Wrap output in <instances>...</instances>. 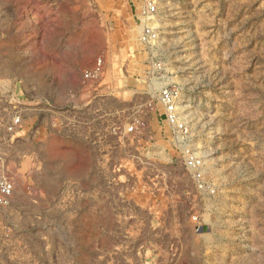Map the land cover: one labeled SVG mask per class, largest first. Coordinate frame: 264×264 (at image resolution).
I'll list each match as a JSON object with an SVG mask.
<instances>
[{
  "label": "rangeland",
  "instance_id": "1",
  "mask_svg": "<svg viewBox=\"0 0 264 264\" xmlns=\"http://www.w3.org/2000/svg\"><path fill=\"white\" fill-rule=\"evenodd\" d=\"M112 2L61 4L74 30L57 46L51 28L41 34L34 56L60 73L54 84L42 74V90L58 102L87 97L84 72L99 57V89L119 106L175 84L206 151L208 187H195L156 131L151 146L175 172L154 181L165 179L166 206H113L100 199L103 164L91 147L47 132L16 143L18 130L0 142V174L14 182L0 206V264H264V0H158L154 47L139 40L144 0ZM1 57L0 97L15 95L17 59Z\"/></svg>",
  "mask_w": 264,
  "mask_h": 264
},
{
  "label": "built area",
  "instance_id": "2",
  "mask_svg": "<svg viewBox=\"0 0 264 264\" xmlns=\"http://www.w3.org/2000/svg\"><path fill=\"white\" fill-rule=\"evenodd\" d=\"M158 9V0H144L141 7L139 40L148 47L156 46L160 39L155 26ZM104 70L102 57L85 70V78L93 85L85 98L72 100L65 97L63 102H58L52 97H30L25 93L1 96L2 141H11L31 119L35 131L44 129L48 135L60 137L64 144L70 139L77 140L83 147H91L96 152L103 164L100 169L103 177L101 200L115 201L113 206L124 203L128 207L157 205L163 208L169 188L165 179L161 188L154 181L175 172L170 164L159 160V154L154 151L157 145L154 135L159 132L169 145L164 151H173L170 154L183 165L195 187L204 191L208 187L204 179L206 151L201 148L193 127L183 114L184 99L180 87L167 84L154 99L137 98L119 106L110 102L106 93L99 89ZM152 120H156V126ZM13 194L14 182L0 174V206L9 204ZM193 218L198 220V215L194 214Z\"/></svg>",
  "mask_w": 264,
  "mask_h": 264
},
{
  "label": "crops",
  "instance_id": "3",
  "mask_svg": "<svg viewBox=\"0 0 264 264\" xmlns=\"http://www.w3.org/2000/svg\"><path fill=\"white\" fill-rule=\"evenodd\" d=\"M66 1L69 0H0V55L1 58L5 56L16 58L19 65L15 72L16 78L14 77L16 79L15 95H22L25 90L31 97L44 94L55 98L52 90H42L41 77L42 74L47 75L46 79L54 84L58 78L60 79V73L56 71L53 64L41 62L34 54L43 45L42 33H51L52 30V36L48 38L49 46L62 45L70 39L68 34L74 30L70 22L73 12L58 10ZM110 1L116 2L117 0ZM9 73L14 74L12 71ZM10 88L2 86L1 92L9 91ZM40 132L43 134L45 130L35 131L33 127L23 128L22 131L16 133V143L27 140L31 136L35 140L41 135ZM0 138L2 139L1 135ZM39 141L34 146L37 149L44 144L43 140ZM0 142L3 141L0 140Z\"/></svg>",
  "mask_w": 264,
  "mask_h": 264
},
{
  "label": "water",
  "instance_id": "4",
  "mask_svg": "<svg viewBox=\"0 0 264 264\" xmlns=\"http://www.w3.org/2000/svg\"><path fill=\"white\" fill-rule=\"evenodd\" d=\"M209 227L208 226H203L202 228H200V231H208Z\"/></svg>",
  "mask_w": 264,
  "mask_h": 264
}]
</instances>
